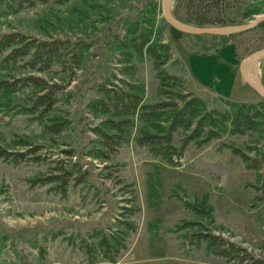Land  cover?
<instances>
[{
  "label": "rangeland",
  "instance_id": "374dc122",
  "mask_svg": "<svg viewBox=\"0 0 264 264\" xmlns=\"http://www.w3.org/2000/svg\"><path fill=\"white\" fill-rule=\"evenodd\" d=\"M170 11L240 26L264 0ZM162 13L161 0H0V264H264V97L240 76L264 23L194 35ZM251 76L264 84V58Z\"/></svg>",
  "mask_w": 264,
  "mask_h": 264
},
{
  "label": "water",
  "instance_id": "95a60500",
  "mask_svg": "<svg viewBox=\"0 0 264 264\" xmlns=\"http://www.w3.org/2000/svg\"><path fill=\"white\" fill-rule=\"evenodd\" d=\"M162 1V10L163 15L167 22L174 27L175 29L187 33V34H194V35H212V36H230L242 32L249 31L253 28H255L258 24L264 23V13L261 15H257L254 20L251 22L240 25V26H229V27H197V26H190L185 25L180 22H178L173 16L170 11V5L172 0H161ZM264 58V49H261L259 51H256L247 57H245L240 62V73L244 81L253 88L257 93H259L261 96L264 97V86L263 84L257 80H253L251 77L247 74V64L250 62H257L260 59Z\"/></svg>",
  "mask_w": 264,
  "mask_h": 264
},
{
  "label": "trees",
  "instance_id": "16d2710c",
  "mask_svg": "<svg viewBox=\"0 0 264 264\" xmlns=\"http://www.w3.org/2000/svg\"><path fill=\"white\" fill-rule=\"evenodd\" d=\"M223 27H225V26H223ZM10 40H12L11 37L9 38L8 41L9 42H12ZM7 45H10V44L8 43ZM42 46H45V47L48 46V47H50L51 45L50 44H43ZM29 47H30V45H28V48ZM28 48H27V46H25V48H17V49H14V51L12 53V56L13 57H16V56L26 55V54H28V51H29ZM54 56L52 55V56L49 57L50 59H48V61L45 63V66H47V67L49 66V64L51 63V61H52V59H53ZM167 79H175V78L174 77H171L169 75L163 74L162 75V82H165ZM3 85H5V83L4 82H0V90L2 89ZM126 96H128V95H126ZM129 97H131L133 99V101H131V103L125 102V104H124L125 105L124 106L125 108H124V111H123L124 114H130L131 112H136L138 110V105L140 104V100H141L140 97H137L135 95H132V96H129ZM118 101H119V102H117L119 104L118 106H121L122 103H123V99H118ZM193 102H197V99L194 98L193 99ZM166 106H168V105H166V104H164V105L158 104V105H153V106L146 107V108L152 109L151 113H149L148 116H147V120H153V118L157 116L156 113L158 112V110L160 108H163L164 109V108H166ZM148 117H150V118H148ZM177 120L178 119L176 118V120L172 123V125L170 127L171 131L176 128L177 123H180V121L178 122ZM209 135L210 136L208 138H212L214 136H217V134L215 133L214 130H211ZM161 138H163L164 140L166 139V141H165L166 143H164V144L167 145V143H169L170 140H171L170 139V133L168 135H166L165 137H161ZM161 138L158 135H146L145 137H143V138L140 139V142H141V144H160V143H162V142L159 141V139H161ZM116 144L117 145H120L121 144V141H117ZM169 160L172 161L170 158H169Z\"/></svg>",
  "mask_w": 264,
  "mask_h": 264
},
{
  "label": "bare ground",
  "instance_id": "6f19581e",
  "mask_svg": "<svg viewBox=\"0 0 264 264\" xmlns=\"http://www.w3.org/2000/svg\"><path fill=\"white\" fill-rule=\"evenodd\" d=\"M254 63L255 62H250L249 64H247V68H246L248 76L251 77L253 80H255V79L251 75H252V70H253V64ZM249 68H250V70H249V73H248V69ZM255 81H257V80H255Z\"/></svg>",
  "mask_w": 264,
  "mask_h": 264
}]
</instances>
